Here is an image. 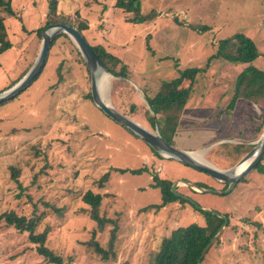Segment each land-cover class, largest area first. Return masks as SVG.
<instances>
[{
    "label": "rangeland",
    "instance_id": "rangeland-1",
    "mask_svg": "<svg viewBox=\"0 0 264 264\" xmlns=\"http://www.w3.org/2000/svg\"><path fill=\"white\" fill-rule=\"evenodd\" d=\"M52 1L12 0L14 15L0 8L12 42L0 55V92L34 64L42 44L37 30L49 18L68 20L76 28L88 24L82 31L86 39L119 57L131 72L132 82L139 87L146 83L153 92L161 81L175 79L187 68H203L188 101L198 108L225 109L224 102L232 99L243 71L238 62L212 58L223 40L239 33L251 38L259 52L252 63L264 70V0H141L138 12H126L116 6L118 0H55L50 8ZM141 16L147 17L140 20ZM59 44L61 49H55ZM59 44L50 47L42 72L31 84L0 106V215L15 210L31 216L37 209L38 230L50 227L46 245L64 263L155 264L163 239L180 227L206 225L198 209L209 207L228 214L229 223L222 243L203 264H264V158L225 195L194 191L180 182L178 191L195 203L178 200L159 207L162 193L153 185V176L202 182L218 190L225 189L226 183L156 155L144 140L107 116L87 97L89 81L83 64L77 65L74 57L66 62L70 47L63 38ZM114 78L105 97L113 106ZM139 93L143 97L141 89ZM123 109L135 119L136 110L131 116L127 104ZM245 113L250 112H240L237 122L223 121L222 129L217 128L228 145L208 146L211 142L201 135L212 124L203 117L195 130L202 141L186 146L206 142V148L197 150L204 151L203 159L220 169L232 168L248 153L237 157L232 148L237 140L245 141L241 137L255 123V117ZM262 120L263 115L260 124ZM140 123L145 126V121ZM261 135L257 131L247 138L256 143ZM188 139L189 144L197 141L195 136ZM12 167L20 170L17 179L24 190L12 177ZM141 168L143 172H133ZM105 173L108 180L100 188ZM88 190L102 194L98 212L109 223L101 231L89 215L90 206L82 201ZM246 221L258 225L248 227ZM94 241L108 250L109 259H102L90 247ZM0 264L55 263L39 256L27 235L3 225Z\"/></svg>",
    "mask_w": 264,
    "mask_h": 264
},
{
    "label": "trees",
    "instance_id": "trees-1",
    "mask_svg": "<svg viewBox=\"0 0 264 264\" xmlns=\"http://www.w3.org/2000/svg\"><path fill=\"white\" fill-rule=\"evenodd\" d=\"M54 2L55 0L51 2L50 8H54ZM116 6L122 8L126 12L132 10L138 12L141 9V0H118ZM0 8L6 10L8 13H10V15L15 14L12 10V0H0ZM145 17L147 16H141L139 19L142 20ZM58 22H64L73 26L72 22L68 20L63 21L60 19L54 20L49 18L45 26L37 30L38 35L41 37L42 31L49 24ZM77 28L82 32L83 30L88 28V24H80V26H78ZM61 38L66 40V43L70 47H68L69 56L67 58H64V60L66 59V62H70L72 57H74V61L77 65L83 64L84 69L87 72L89 81V91L87 93V97L93 100L90 91L89 66L85 62L80 51L78 50L70 36L66 33L59 34L52 42L51 48L54 49V46L59 44ZM90 45L100 57L101 61L104 63L108 71L115 77L112 80V94L117 93L118 85L122 83L129 84L128 80L131 78L130 72L123 61L119 57L107 51L105 46H103L102 44L93 45L92 43H90ZM60 46L61 44H59V47L55 49L60 48ZM11 47L12 42L8 37L5 18L0 17V55L4 54ZM51 48L49 49L48 54L50 53ZM258 56L259 52L255 42L244 34L239 33L231 38L223 40L220 43L219 48L217 49L216 55H214L212 58L223 57L228 61L238 62L240 64L246 65L235 82V89L231 107L235 105V102L239 98L248 99L257 106L261 107L263 110V120L258 128V134L261 135L264 129V70L257 68L252 63L256 58H258ZM29 69L30 68H27V70H25L18 79L11 80V83L2 91L12 87L15 83H17L28 72ZM42 70L40 71V73L42 72ZM203 70V68L199 67L187 68L181 72V75L179 77L169 81H161L158 90L153 95L150 94L147 89L141 88V91L143 92V98L146 101L143 104L144 115L146 117L145 127H151L152 129H156L158 127L159 133L164 138V140L173 146L177 147L175 136L182 111L186 107L190 95L194 90L198 75ZM132 89L134 91H137L135 86L133 85ZM13 98L14 97L0 102V106L4 105ZM123 105L124 104H121L120 108H122ZM129 108V114L131 116H134V107L130 106ZM123 110L124 109H122L121 111L124 112ZM125 114L127 115V113ZM225 145L228 144H224V146ZM232 148H234L233 151H235L237 157H242L244 156V154H246V152H248V150H245V144H236ZM251 148L252 146H249V151ZM154 153L160 157H163L155 150ZM260 164L261 163H259V165ZM12 171V177L14 176L13 178L18 181L17 177L20 170L16 167H12ZM143 171V168L133 170V172L135 173H141ZM107 180L108 173H105L99 180V187L103 188ZM18 183L20 189L24 190L22 184L19 181ZM172 184L173 181L171 180L160 179L157 176H153V185L155 187H158L162 193V202L159 207L165 206L172 202H176L178 200L186 201L185 199L172 193ZM196 184L200 187L208 188L207 185L202 182H197ZM227 186L228 184H226V188ZM20 197L21 194H18V198ZM82 201L90 206V208H88L89 215L98 223V230L101 231L104 228L105 224L109 223V220L98 212L100 204L102 203L101 192L98 193L94 192L93 190H88L82 195ZM198 210L205 216L206 225L200 226L198 224H190L188 226L176 229L170 237L163 239L156 254L155 264H198V259L203 249L211 241V239L214 237V235L217 233L224 222V220L217 215H214L210 212H205L201 209ZM40 219L41 218L39 213H37V209L32 212L31 216L19 214L15 210H10L5 211L0 215V227L5 225L6 227L17 230L21 234L27 235L29 242L36 245L37 254L39 256H42L48 262L55 264H68L64 263L63 257L54 253L52 249L46 245L50 227L47 226L43 230L39 231L38 226L40 224ZM246 222L248 224V227L250 226L254 228L258 225L253 221ZM223 235L224 233L208 250V252L202 258L201 264H203L205 257L213 251L214 247H217L222 243ZM113 239L114 238L112 236V240L110 239L111 249V241L113 242ZM90 247H92L94 251L102 257V259L106 260L110 258L108 250L103 248L98 241L90 242ZM112 255L114 256V253H112Z\"/></svg>",
    "mask_w": 264,
    "mask_h": 264
},
{
    "label": "water",
    "instance_id": "water-1",
    "mask_svg": "<svg viewBox=\"0 0 264 264\" xmlns=\"http://www.w3.org/2000/svg\"><path fill=\"white\" fill-rule=\"evenodd\" d=\"M61 33H66L70 36V38L80 51L85 62L88 64L90 69L91 96L95 104L102 111H104L107 116L115 120L117 123L128 128L137 137L144 140L152 149H154L162 156L193 167L196 170L204 172L220 182L228 184L226 189L218 190L200 187L195 182L189 181L187 179H182L179 181L177 180L173 182L171 188L172 193L176 196L195 203L191 197L183 195L178 191L180 182L186 184L187 186L195 188L202 193H215L225 195L231 192L236 184L264 158V129L262 135L256 141L255 146L243 158H241V160L236 165H234L230 169L224 170L214 166L207 161H203L195 157L193 155V151H187L169 144L159 133L158 127L155 131H152L142 125L140 122L118 110L109 101H107L100 90L101 81L99 73L101 72L104 74H108L110 75V77L114 76L108 71L104 63L101 61L100 57L97 55L88 40L85 38L84 34L78 28L66 23H51L42 31V44L34 64L17 83H15L12 87L0 92V102L15 97L31 84L34 78L40 73L46 62L52 42ZM136 87L139 88L137 85ZM251 156H253V159L251 160L247 168L240 173H235V169L237 168V166L242 164ZM199 209L217 215L224 220L217 233L203 249L198 259V264H201L202 258L218 240V238H220L225 228L228 226L229 218L227 215L221 214L220 212L213 209L202 207H199Z\"/></svg>",
    "mask_w": 264,
    "mask_h": 264
},
{
    "label": "crops",
    "instance_id": "crops-1",
    "mask_svg": "<svg viewBox=\"0 0 264 264\" xmlns=\"http://www.w3.org/2000/svg\"><path fill=\"white\" fill-rule=\"evenodd\" d=\"M172 24H177V23H172ZM88 42H89V40H88ZM215 61H217V60H215ZM211 62H212V60H209L207 63V66L210 65ZM242 66L244 69V67L246 65L242 64ZM130 76H131V72H130ZM132 76H133V78H136L135 75H132ZM128 82H129V84L122 83V84L118 85L117 93H116V103H114V106L117 109L119 108L118 110H120V109L122 110L123 107L125 106V105H123L122 108H120L121 104H127L129 107L133 106L134 109L136 110V114H135L134 118L137 119L139 122H144V121H146V117L144 115V105L143 104L146 101L144 100L143 97H141L139 91L142 87H144L152 95L155 94V92L151 91L150 90L151 86H149L146 83H144L145 85L143 83H140L141 87H139L137 85L139 87V88H137L136 84H134L132 82L131 78L128 80ZM132 85L135 86L137 91H134L132 89ZM90 90H91V82H90ZM240 99H244V98L237 99V101L235 102V105L233 107H231L232 100H233V96H232V99H230V102L229 101L224 102V104L226 105L225 109H223L220 106L209 107L206 105H204V107L198 108L194 105H189L187 102L186 107L182 111L180 122H179V125L177 128V131H176L175 140L177 142V147L184 149V150H187V151H193V152L207 147L206 142H205V144H202L198 147L186 146V145H199L200 144L199 142L202 141L200 139H197L196 134H195V130H196V128L199 127L197 124L198 123L202 124V121L205 120V119H203V117H206V119H208L207 120L208 123L212 124L209 127V129H205V134L201 135V137H205L207 139V142H211L208 146L212 147V146H215L217 144L218 145L225 144V142L220 139L221 138L220 130L222 129V126H223L221 123L223 121H226L227 124L232 123V121L237 122V117H238L239 113L243 112V111L244 112H250V113H245V115L254 116L255 117V123L249 128V130L247 131V133H245L243 138L240 136L241 139H245V141L237 140V141H239V143H237V144H245L246 148L249 147V145H253L255 143V141H252L251 139H248V138L251 136L254 137L257 134L258 128L260 126L259 120H260V116L263 115V110L261 107L257 106L256 104H254L250 100L248 101V99H247V102H242ZM142 109H143V113L140 112ZM227 115H228V118H225V116H227ZM232 117H234L233 120H232ZM217 128H221V129H217ZM190 136H195V138L197 139V141H195L194 144H189V142L191 140H189L188 137H190ZM247 136H248V138H247ZM226 140L231 141L233 139L228 138ZM194 182L196 183V181H194ZM221 183H223V182H221ZM192 189H194V191H196L195 188H192ZM204 208L211 209L209 207H204Z\"/></svg>",
    "mask_w": 264,
    "mask_h": 264
},
{
    "label": "bare ground",
    "instance_id": "bare-ground-1",
    "mask_svg": "<svg viewBox=\"0 0 264 264\" xmlns=\"http://www.w3.org/2000/svg\"><path fill=\"white\" fill-rule=\"evenodd\" d=\"M99 75H100L99 77H100V81H101L100 90H101L102 94L104 95V97H106L111 77H110V75L104 74V73H101V72L99 73ZM202 154H204V151H195V152H193V155L195 157L205 161L203 159V157H202ZM252 159H253V156H251L246 161H244L242 164L237 166V168L235 169V173H240L243 170H245L247 168V166L250 164Z\"/></svg>",
    "mask_w": 264,
    "mask_h": 264
}]
</instances>
